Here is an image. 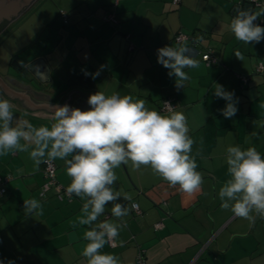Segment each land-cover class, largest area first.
Returning <instances> with one entry per match:
<instances>
[{"label":"crops","instance_id":"1","mask_svg":"<svg viewBox=\"0 0 264 264\" xmlns=\"http://www.w3.org/2000/svg\"><path fill=\"white\" fill-rule=\"evenodd\" d=\"M236 1L49 2L52 12L49 21L42 25L34 40L10 52L9 59L15 57L14 60L0 62V79L15 92L45 104L63 105L73 91L79 93H71V100L77 97L87 103L90 94L101 91L106 95L118 92L121 96L144 99L150 110H158L161 100L171 97L176 104L174 110L183 112L187 118L189 135L195 141L192 155L204 183L199 193L188 196L153 174L150 167L135 169L129 162L114 170L117 180L111 187L131 194V201L120 198L109 202L91 225L74 227L83 215L81 210L87 198L81 200L73 195L69 201H58L52 191L40 197L42 163L34 171L30 152L36 145L34 140L22 138L20 143L28 151L13 150L15 155L0 157V178L11 177L5 184V194L0 197L3 264L9 261L87 264L81 255L87 243L83 233L90 228L98 230L99 223L105 220L117 224L126 221V227L114 240L115 247L106 244L102 249L118 256L121 264H135L138 251H142L144 264H264V218L257 217L254 222L238 218L230 210L221 209L218 197L219 188L228 178V146L239 145L242 149L254 146L264 155V78L253 71L256 63H264V40L249 45L236 40L229 27ZM59 10L67 16L65 24ZM109 15L115 23L103 21V16ZM254 23L264 27V16ZM177 33L191 38L187 45L200 63L198 68L185 69L190 80L179 89L175 77L168 75L169 69L157 62L159 48L183 44L173 40ZM197 36L202 40L193 43ZM205 48L212 50L216 63L207 65L201 60ZM236 52H240L241 60L235 56ZM38 57L49 68V82L43 85L36 82L41 93L31 91L19 72V65L23 67ZM101 68L100 75L93 78L91 74ZM239 75L248 77L244 87L239 85ZM217 83L234 92L238 99V111L230 119L220 111L226 101L213 94ZM0 98L9 99L1 90ZM9 101L13 112L10 126H23L33 136L32 128L51 127L45 110L27 109L16 98ZM78 108L82 110V105ZM52 162L57 181L67 188L70 178L64 161ZM32 198L42 203L43 215L25 211L24 201ZM133 202L138 205L139 215L131 209ZM114 203L128 207L129 215L113 217ZM158 222L161 228L155 229Z\"/></svg>","mask_w":264,"mask_h":264},{"label":"clouds","instance_id":"2","mask_svg":"<svg viewBox=\"0 0 264 264\" xmlns=\"http://www.w3.org/2000/svg\"><path fill=\"white\" fill-rule=\"evenodd\" d=\"M258 7L259 11L234 9L236 15L232 17L229 27L236 40L248 45L264 40V27L254 23L264 16V5ZM201 40L202 37L197 36L193 43ZM235 56L242 59L240 52H236ZM157 62L169 69L168 75L175 77L178 89L190 80L185 69L200 66L187 42L159 48ZM101 71L102 68L91 75L95 78ZM85 75L89 73L85 72ZM213 94L226 101L225 107L220 110L225 118L236 115L238 99L234 92L225 90L217 83L214 84ZM87 103L90 108L86 111L68 105L49 106L54 109V123L51 127L39 128L28 125L32 128L33 136L25 132L23 126H10L12 104L9 99L0 98V157L15 155L16 151H28L27 146L20 143L23 138L34 140L36 145L30 152L34 171L39 170L41 163L57 159L64 161L66 174L70 178L67 195L69 198L75 195L81 200L87 198L81 210L83 215L74 227L77 224L91 225L104 213L105 205L109 202L120 198L131 201V194L111 187L117 180L114 170L129 162L135 169L150 167L153 174L188 196L202 190L204 178L197 171L196 158L192 155L195 141L189 135L183 112L172 110L162 114L150 110L144 99L121 96L118 92L106 95L97 91L89 95ZM226 153L228 178L218 191L221 209L230 210L236 217L250 222L257 217L264 218V155L254 146L242 149L239 145L228 146ZM24 205L27 213L43 215V205L39 200L28 199ZM129 211L121 203H114L111 208L112 216L118 219L128 216ZM124 227L125 220L120 224L105 220L99 223V231L96 228L85 231L83 240L87 243L81 255L87 264H121L118 256L105 253L102 249L114 241ZM8 264L13 262L9 261Z\"/></svg>","mask_w":264,"mask_h":264},{"label":"water","instance_id":"3","mask_svg":"<svg viewBox=\"0 0 264 264\" xmlns=\"http://www.w3.org/2000/svg\"><path fill=\"white\" fill-rule=\"evenodd\" d=\"M34 2L35 0H0V26L4 24H8L19 14L27 10ZM235 8H240L242 10H249V9H253L254 7L248 3H244L240 5L235 4L231 10V14L233 16L236 15V12L234 11ZM19 72L28 82L27 84L28 88L36 93L37 92L41 93L40 86L36 85V82L39 83V85H43L49 82V75H48L49 68L43 58L40 57L35 58L23 67L19 65ZM20 84L22 86H25L22 83ZM38 89L39 91H37ZM0 90L9 99L16 98L17 100H20L23 107L27 109L45 110L49 114V120L51 121V123H54L53 120L54 109H51L49 106L55 104L36 103L33 100H31L26 94L22 92H15L14 90L7 87V85L1 79H0ZM73 92H78V91H73ZM71 93L68 94V99H65L63 105H68L70 108H78L79 106L82 105V110L86 111L88 109V103H82L80 100L77 99V97L71 100V97L69 98V95H71ZM79 98L81 100L85 99V97L83 96H79ZM67 101L70 104H67Z\"/></svg>","mask_w":264,"mask_h":264},{"label":"built area","instance_id":"4","mask_svg":"<svg viewBox=\"0 0 264 264\" xmlns=\"http://www.w3.org/2000/svg\"><path fill=\"white\" fill-rule=\"evenodd\" d=\"M174 2H177V0H174ZM243 3L251 4L256 9H260L258 6L264 5V1H261V0H237L235 4L240 5ZM58 13H59V17H60L62 23L65 24L67 22V16H66L65 12L63 10H59ZM102 19H103V21H106V22H111V23L116 22L115 19L110 15L109 16H103ZM259 21L261 22L262 20L260 19ZM173 40L176 43H185V42H191L192 41L188 35L183 34V33H177L174 36ZM128 51H131V47L128 48ZM201 60L204 61L207 65L208 64H214L217 61L216 57L213 55L212 50L210 48H205V50L201 54ZM253 71H254V73H256V74L262 76V78H264V63H262V62L256 63ZM238 80H239L240 87H244L248 82V77L245 75H239ZM175 107H176V104L173 102V99L171 97H167V98H164L161 100L157 111H159L163 114L170 113L172 110L175 109ZM41 172H42V177H43V183L40 186V192H39L40 197L45 196L46 192L52 191L54 197L58 201H69L71 199V198H69V196L66 193V188L63 187L57 181V179H56V166L52 161H49L48 163H42ZM10 178H11L10 175H7L5 177L0 178V197H2L5 194V192H6L5 184L10 180ZM133 204H135L136 207L133 208L132 207ZM131 209L135 215L140 214V210L138 208V205L135 202L131 203ZM154 228L155 229L161 228V223L158 222V223L154 224ZM99 230L100 229H98V231ZM108 245L110 247H115L116 244H115V241H112ZM135 264H144L142 251L137 252Z\"/></svg>","mask_w":264,"mask_h":264},{"label":"rangeland","instance_id":"5","mask_svg":"<svg viewBox=\"0 0 264 264\" xmlns=\"http://www.w3.org/2000/svg\"><path fill=\"white\" fill-rule=\"evenodd\" d=\"M51 3V0H49ZM47 0H35V2L23 13L8 24L0 26V62L9 59L11 51L19 50L39 33L44 23L50 19L51 10Z\"/></svg>","mask_w":264,"mask_h":264},{"label":"trees","instance_id":"6","mask_svg":"<svg viewBox=\"0 0 264 264\" xmlns=\"http://www.w3.org/2000/svg\"><path fill=\"white\" fill-rule=\"evenodd\" d=\"M256 9V8H255ZM58 15H59V13H58ZM64 24V23H63ZM6 189V188H5Z\"/></svg>","mask_w":264,"mask_h":264}]
</instances>
